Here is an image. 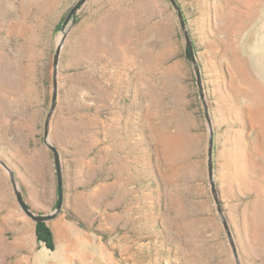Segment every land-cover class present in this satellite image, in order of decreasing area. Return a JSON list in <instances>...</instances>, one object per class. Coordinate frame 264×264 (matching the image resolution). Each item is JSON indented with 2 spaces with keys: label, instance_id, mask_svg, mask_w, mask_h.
Segmentation results:
<instances>
[{
  "label": "rangeland",
  "instance_id": "obj_1",
  "mask_svg": "<svg viewBox=\"0 0 264 264\" xmlns=\"http://www.w3.org/2000/svg\"><path fill=\"white\" fill-rule=\"evenodd\" d=\"M78 0H0V160L29 207L58 201L44 143L53 62ZM200 65L201 98L169 0H88L61 52L49 137L64 204L36 237L0 164V264H264V0H176ZM47 57L49 101L40 81Z\"/></svg>",
  "mask_w": 264,
  "mask_h": 264
},
{
  "label": "water",
  "instance_id": "obj_2",
  "mask_svg": "<svg viewBox=\"0 0 264 264\" xmlns=\"http://www.w3.org/2000/svg\"><path fill=\"white\" fill-rule=\"evenodd\" d=\"M88 0H78L75 5L70 9L68 12L64 22H63V27H62V36L57 42V47L54 55V62H53V93H52V101H51V107L49 109V112L46 117V122H45V129H44V143L46 146L49 148V150L52 153V156L54 158V164H55V169H56V177H57V189H58V201L57 205L54 209V211L51 214L48 215H42V214H37L35 213L27 204L25 201L23 194L19 188V185L16 181L15 175L13 171L4 163L0 160V164L3 166V168L9 173L10 176V181L12 183V187L14 190V194L17 200V203L23 213L30 218L34 223H49L56 219L60 213L63 210V204H64V181H63V172H62V163H61V156L60 152L57 149L56 146H54L50 140L49 137V132H50V122L53 116V113L57 107V99H58V68H59V62H60V57H61V52L64 47L70 25L74 23L75 18L77 16V13L82 9V7L87 3ZM171 5L174 7L178 19L180 21V26L181 29L184 33L185 41H186V46L189 51V55L191 58V61L194 65L196 76H197V82L199 86V90L201 93V98H204V93H203V86H202V81H201V70H200V65L199 62L197 61L196 55H195V50H194V45L193 41L191 39L190 33L187 29L186 21L184 18V13L181 8V6L178 4L176 0H169ZM205 106V111H206V116H207V121H208V129H209V146H208V174H209V181L211 184V192L214 197V201L216 204L217 212L221 217V221L223 224V227L227 233V236L229 238V242L233 251L234 259L236 264H241L239 254H238V249L235 244L234 236L232 233L231 226L229 224V221L226 217L222 201L219 196V192L217 189V185L215 183L214 179V171H213V144H214V133L212 129V124L211 120L208 115V110L207 106L204 103Z\"/></svg>",
  "mask_w": 264,
  "mask_h": 264
},
{
  "label": "trees",
  "instance_id": "obj_3",
  "mask_svg": "<svg viewBox=\"0 0 264 264\" xmlns=\"http://www.w3.org/2000/svg\"><path fill=\"white\" fill-rule=\"evenodd\" d=\"M186 58L190 61V55L188 49L185 50ZM46 68L43 69L42 75L40 76V81L43 88L46 91V100L49 101V91L51 86V66L50 59L47 57ZM36 237L39 243H43L44 246L53 251L55 250L54 236L51 229L46 223L36 224Z\"/></svg>",
  "mask_w": 264,
  "mask_h": 264
}]
</instances>
